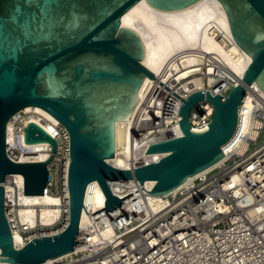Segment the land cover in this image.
Returning a JSON list of instances; mask_svg holds the SVG:
<instances>
[{
    "label": "water",
    "instance_id": "water-1",
    "mask_svg": "<svg viewBox=\"0 0 264 264\" xmlns=\"http://www.w3.org/2000/svg\"><path fill=\"white\" fill-rule=\"evenodd\" d=\"M138 1L0 0V262L41 264L85 244L84 238L78 239L84 235L79 221L86 185L93 180L105 196L103 208L111 211L125 196L111 193L106 180L135 179L141 185L153 180L148 194L162 196L214 165L236 130L246 89L255 84L264 92V0H218L233 40L250 56V63L224 97L196 90L184 99L144 66L143 40L121 25L122 14ZM145 1L158 10L176 11L199 0ZM146 77L182 101L177 115L180 135L148 146L146 154L165 153L155 163L129 170L114 167L106 160L115 153V123L133 114ZM203 99L212 104L211 120L193 128L189 111ZM26 106L42 108L68 132V221L55 235L15 247L5 216V177L21 174L23 194H42L49 177L46 165L56 148L55 139L30 121L24 142L49 143L50 156L23 163L6 156V123Z\"/></svg>",
    "mask_w": 264,
    "mask_h": 264
},
{
    "label": "built area",
    "instance_id": "built-area-1",
    "mask_svg": "<svg viewBox=\"0 0 264 264\" xmlns=\"http://www.w3.org/2000/svg\"><path fill=\"white\" fill-rule=\"evenodd\" d=\"M218 37L214 35L215 39ZM193 50L200 62L191 67L197 70L187 78L199 76L201 87L182 88L174 77L167 78L168 61L160 69L161 76L154 74L155 78L182 99L196 90H208L211 95L224 97L241 77L232 75L225 63L212 53ZM253 85L246 92L254 96ZM181 103L153 79L146 83L129 126L132 156L127 158L128 166L122 169L155 163L165 155L153 153L161 154L155 159L145 152L151 143L179 136L173 132L179 127L177 115ZM212 113V104L203 99L191 107L189 125L204 127L210 122ZM32 115L37 116V121L30 118ZM239 116L238 111L236 130L227 142V150L222 147V159L171 192L158 196L152 203L148 201L147 192L151 188L145 187V182L141 185L135 179L106 180L111 193L119 198L125 196L121 205L111 211L104 208L100 217L87 214L92 212L90 203H85V195L90 194L93 183L98 185L96 180L89 182L81 210L86 211L89 220L83 229L79 227L84 235L78 236L86 243L78 248L75 246L63 257L41 264H264V106H256L242 122L241 129H238ZM30 121L55 139V151L46 165L49 177L43 193L60 198V215L49 225L43 224L38 217L18 220L15 217L17 209L30 205L19 200V190L23 193L22 175L8 174L3 182L5 216L12 236L17 232L22 239L19 246L13 241L15 247L33 238L55 235L68 221L69 135L64 126L48 120L34 107L18 110L6 123L5 154L16 163L42 162L50 156L49 143L24 142V129ZM255 121L260 122L259 126L254 125ZM39 122H49L50 130ZM252 131H255L253 136ZM241 145L245 148L238 152ZM135 153L141 157L136 158ZM38 154L46 157L40 160L36 157ZM109 160L106 161L114 166ZM17 175L22 177L21 181L16 180ZM4 184L14 191L7 192ZM107 227L112 231L109 236L103 234V228ZM92 235L97 236L95 241L91 240Z\"/></svg>",
    "mask_w": 264,
    "mask_h": 264
},
{
    "label": "bare ground",
    "instance_id": "bare-ground-1",
    "mask_svg": "<svg viewBox=\"0 0 264 264\" xmlns=\"http://www.w3.org/2000/svg\"><path fill=\"white\" fill-rule=\"evenodd\" d=\"M120 22L121 25L136 31L143 40L145 48V55L143 58L144 66L155 75L161 76L160 69L163 64L168 61L170 64V71L167 73L166 77H174L182 88H188L190 86L199 88L202 86V80L199 76L187 78L188 75L197 70V68L191 67L200 62V58L195 55L193 49L212 53L216 58L225 63L228 71L232 75L240 77L251 60L250 56L240 49L233 40L225 11L218 0H199L191 6L176 11L158 10L148 5L145 0H139L122 14ZM214 35H218L219 37L215 39ZM149 80L150 78L146 77L141 84L138 90V101L142 99L145 85ZM210 81L209 79V82ZM253 88L256 91L254 96L249 93V91L244 95L242 105L239 109L240 122L238 129H241L242 122H245L249 113L256 106H264V92L258 89L255 84ZM31 107L32 106H26L25 109L29 110ZM34 108L48 120L53 122L57 121L42 108L36 106ZM30 118L37 121V116L35 115H32ZM131 118L132 115L128 120H120L115 123L116 154L109 162H112L116 167H127V158L132 156L130 145L131 136L129 134ZM39 123L50 130L49 122ZM259 124V121L254 122L255 126H259ZM180 132L179 127H177L173 133L180 135ZM254 133L255 131H252V136ZM228 144L226 143L223 146V150H227ZM244 148L245 145H241L237 151L242 152ZM134 156L136 158L141 157L140 154L137 155L136 153ZM151 156L157 159L161 157V154H152ZM36 157L42 160L46 156L44 154H38ZM212 166L205 170H208ZM194 176L188 177L185 182ZM15 178L17 181L22 180L20 175H17ZM144 184L145 187L151 188L154 181L146 180ZM4 185L7 192L14 191L10 185ZM92 185H94V187L90 191V194L85 195V203H90L89 209L91 212H94V214H97V217H100L104 209L105 196L99 185H96V183ZM90 187L91 185L88 187V190L91 189ZM18 196L21 203L30 205L17 209L15 217L20 221L28 217L31 219L38 217L43 224L49 225L60 215V209L58 207L60 198L57 195H50L47 193H42L40 195L23 194L20 189ZM157 197L158 196L149 195V203H152ZM88 220V215L85 211H82L79 221L80 229H83L87 225ZM111 232L110 228H103V234L105 236H109ZM96 239L97 236H91L92 241ZM13 241L16 246L21 245L22 239L19 233L14 232ZM65 255L67 254L59 257ZM52 260L53 259H48L45 263H49Z\"/></svg>",
    "mask_w": 264,
    "mask_h": 264
}]
</instances>
